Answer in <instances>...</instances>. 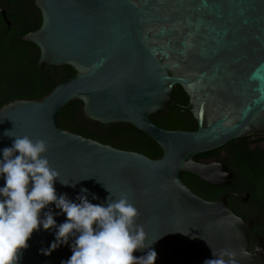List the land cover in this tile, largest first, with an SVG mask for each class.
I'll return each mask as SVG.
<instances>
[{"label": "water", "instance_id": "1", "mask_svg": "<svg viewBox=\"0 0 264 264\" xmlns=\"http://www.w3.org/2000/svg\"><path fill=\"white\" fill-rule=\"evenodd\" d=\"M34 5L40 28L21 41L39 50L37 67L50 77L62 67L75 75L41 100L4 105L0 150L12 144L5 131L43 139L60 179L75 183L73 188L57 182L58 194L74 200L87 188L97 197L89 195L90 202L101 204L109 195L104 186L113 198L127 194L147 242L158 239L155 264H204L213 258L210 247L236 251L239 264H257L250 225L229 208L227 196L207 201L184 184L183 175L227 186L232 175L223 164L195 157L264 135V0H35ZM175 86L188 97L197 124L193 132L164 130L149 119L168 104ZM76 101L92 122L134 127L158 145L162 157L151 160L62 130L59 115ZM55 218L57 224L65 220ZM53 240V232H34L20 264H61L65 246L47 257L40 252Z\"/></svg>", "mask_w": 264, "mask_h": 264}, {"label": "clouds", "instance_id": "2", "mask_svg": "<svg viewBox=\"0 0 264 264\" xmlns=\"http://www.w3.org/2000/svg\"><path fill=\"white\" fill-rule=\"evenodd\" d=\"M12 133L4 132L12 144L0 150V264H20L28 241L41 230L54 233L49 247L40 250L45 257L61 246L70 247L71 256L61 264H155L158 239L147 242L143 226L136 223L138 209L127 194L113 198L103 185L109 193L103 204L90 202L89 195L97 197L87 188L74 200L58 194L57 182L73 188L75 183L62 181L51 166L47 142ZM58 215L65 217L63 223L57 224ZM210 249L213 258L204 264H239L236 251ZM134 252L144 254L137 257ZM240 255L248 253L241 250Z\"/></svg>", "mask_w": 264, "mask_h": 264}, {"label": "trees", "instance_id": "3", "mask_svg": "<svg viewBox=\"0 0 264 264\" xmlns=\"http://www.w3.org/2000/svg\"><path fill=\"white\" fill-rule=\"evenodd\" d=\"M35 0H0V5L5 9L8 15V21L11 23V30H19V36L23 37L29 33H33L40 28L41 17L40 13L34 5ZM9 28L3 23L0 17V31H6ZM9 29V30H10ZM7 37V36H6ZM0 43V53L5 50H11L9 37ZM27 46L29 51V59L25 71H22L20 63L21 53L16 56L14 53L6 52L9 56V61H17L18 72L14 74V81H10V76L3 66H0V109L13 101H38L47 96L59 83L72 78L75 72L70 67L54 68V75L50 77L47 69L40 71L37 68L39 59V50L30 43L21 44ZM1 57V54H0ZM18 57V59H17ZM17 59V60H16ZM11 83L16 87L8 89L6 85ZM6 95V97H5ZM150 121L156 126L168 131H186L193 132L197 129L196 121L193 119L188 108V97L181 87L175 86L173 89V96L163 110L156 115L149 117ZM59 127L72 134L79 135L85 139H90L101 143L103 145L111 146L115 149L134 152L141 154L151 160H158L162 157V151L158 145L149 139L146 135L136 130L134 127L126 124H116L110 126H102L98 123L92 122L83 116V105L81 102H72L66 106L60 113L58 118ZM259 138L255 142H260ZM251 143L249 139H239L232 141L228 146L233 151V156L236 165L241 169L243 180L249 176L247 172L252 167L251 181L256 188L260 189L262 184V175L264 155L254 150L248 151V145ZM218 154V151L209 152L195 157V161L205 160L211 156ZM184 184L196 195L201 198L215 202L223 195L229 192L228 188H221L204 183L197 177L191 174L183 175ZM257 188V192L258 191ZM244 190H247L245 187ZM229 208L236 212L235 207L228 202ZM67 259L71 256L69 246H65ZM66 259V260H67Z\"/></svg>", "mask_w": 264, "mask_h": 264}, {"label": "flooded vegetation", "instance_id": "4", "mask_svg": "<svg viewBox=\"0 0 264 264\" xmlns=\"http://www.w3.org/2000/svg\"><path fill=\"white\" fill-rule=\"evenodd\" d=\"M0 9L3 10L5 13L4 19L0 12L1 19L3 23L10 29L11 23L10 21H8L9 17L7 15V12L5 11V9H3L1 5ZM7 22L9 23V25H7ZM9 29L5 32L0 31V43H3V40L9 37L8 43H10L12 47L11 50L8 49L5 51L10 53L12 52L16 56L19 54V52L21 53L20 63L24 64L23 66H21L20 70L22 71L21 73H23L25 71L24 66L27 67L29 51L27 49V46H21V44H26V42L21 41L22 37L19 36L20 31ZM6 52L4 53L3 51V53H0V66H3L8 72L7 75L10 76V81H14L15 79L12 78L11 75L15 77L14 74H17L19 63H17V61H9V56L11 54L8 55ZM7 84L8 85H6V87L8 89H10V87H16L17 85V83H15L14 85H12L11 83ZM259 138H261L262 140L260 142H255ZM245 139H249V141L251 142L249 143L247 148L249 152L258 150L264 155V135H256ZM224 147L219 150H216L218 151V154L211 156V158L199 160L197 162H201L204 164L221 163L225 166L227 172L232 175V178L229 180L230 184L221 187L229 189V192L223 196H227V203L230 201L231 204L235 207V213L250 225V228L248 230V236L250 240V253L256 257L257 264H264V167L262 175V184L260 189L257 187L259 191L257 192L256 186L251 181L253 168L250 167L249 170H247L250 175H247L245 180H243L241 169L235 163L234 156L232 153L234 150H236L237 146L233 147L232 149L229 146L226 149H224ZM245 187L247 188V190H244Z\"/></svg>", "mask_w": 264, "mask_h": 264}]
</instances>
